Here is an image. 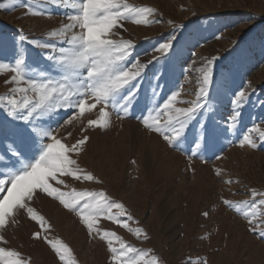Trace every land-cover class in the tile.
I'll return each instance as SVG.
<instances>
[{"label": "rangeland", "instance_id": "374dc122", "mask_svg": "<svg viewBox=\"0 0 264 264\" xmlns=\"http://www.w3.org/2000/svg\"><path fill=\"white\" fill-rule=\"evenodd\" d=\"M127 3L155 10L148 17L149 24L122 22L123 27L114 29L117 35L112 37L132 41L133 57L148 65L139 83L141 106L146 98L149 106L156 102L162 105L173 91L179 93L178 101L196 100L203 78L198 70L212 61L208 65L212 70L207 86L209 105L192 122L190 131H196L197 121L224 128L234 109L239 112L237 131L225 133L194 155L187 145L175 149L147 129L140 122L139 108L125 118L111 109L109 120L101 121L104 127H88L89 120H101L100 106L92 111L86 106L80 120L59 128L58 133L66 136L71 132L69 144L88 137L72 158L101 182L62 177L67 187L50 183L65 192L103 191L112 201L123 204L127 212L121 220L133 231L109 220H101L99 226L144 250L148 253L146 259L156 264H264V237L249 230L242 214L248 209L241 204L237 211L222 202H258L259 197H253L251 191L264 192V142L257 140L255 149L239 146L243 134L254 124L264 129V0ZM0 4L5 5L0 8V43L5 49L21 31L30 38L44 39L49 31L70 22L65 10L54 9L43 0H0ZM25 4L44 14H29ZM169 36L175 37L173 50L166 59L149 64L154 56H163L153 49ZM42 51L27 46L29 64L48 68ZM10 75L0 74V96L7 95L10 86L4 80ZM241 90L248 101L243 106L234 105V93ZM189 106L182 102L174 105ZM71 115L69 110L54 119L63 124ZM51 127L57 129V124ZM5 147L0 145V155ZM229 180L233 183H226ZM30 206L51 225L46 233L49 238H59L71 248L75 264H112L106 242L89 235L76 212L39 190ZM121 211L113 209L118 216ZM136 230L141 231L139 236ZM37 231H41L40 225L21 210L14 222L9 220L0 229L7 241L0 247L20 252L29 264H61L43 239L32 238Z\"/></svg>", "mask_w": 264, "mask_h": 264}, {"label": "snow or ice", "instance_id": "6c2138e0", "mask_svg": "<svg viewBox=\"0 0 264 264\" xmlns=\"http://www.w3.org/2000/svg\"><path fill=\"white\" fill-rule=\"evenodd\" d=\"M43 3L65 10V17L70 22L49 31L44 39L30 38L21 31L10 48L5 49L0 43V74H11L4 80L5 85L10 86L7 95L0 96V145L6 144L4 154L0 155V229L5 228L9 220L14 222L15 216L23 210L41 228V231L32 234V238L43 239L61 264H75L71 248L59 238H49L46 233L51 230V225L30 206L34 193L39 190L58 200L65 209L76 212L89 235L94 234L106 242L112 264H156L155 260L146 259L148 253L144 250L99 226L101 220H109L133 231L121 220L127 212L123 204L112 201L103 191L72 189L65 192L50 183L54 181L57 185H64L62 177L101 182L81 169L72 158L88 137L69 144L67 140L72 133L61 136L58 129L73 120H80L86 106L88 111L100 106L101 120H89L88 127H104L101 121L109 120L111 109L125 118L139 108L142 113L140 122L147 129L159 134L169 146L181 149L187 145V150L198 155L199 149L209 147L225 133L235 134L239 112L233 110L224 128L209 127L207 123L197 121L196 131H190L192 122L209 105L207 86L211 82L212 70L208 65L212 61L198 70L203 73V78L196 100L178 101L179 93L173 91L162 105L156 102L149 106L146 98L141 106L139 83L148 65L133 57L135 45L132 41L112 37L117 35L114 29L123 27L122 22L149 24L148 17L155 12L153 8L137 7L127 3V0H43ZM4 6L0 4V8ZM24 6L29 14H44L27 4ZM174 39L169 36L165 42L154 47L153 50L163 56H154L148 63L166 59L173 50ZM27 46L43 50L41 56L49 67L39 68L29 64ZM247 101L245 91L234 93V105L243 106ZM181 102L190 106L174 107ZM69 110L72 115L63 124L54 119ZM52 123L57 124V129L51 127ZM261 123L264 124V121ZM257 140L264 142V129L254 124L243 134L239 146L255 149ZM216 174H221L219 169ZM251 195L259 197L258 202L256 199L239 203L223 199L222 202L237 211L241 210V204L247 208L242 214L250 225L249 230L264 237V211L259 210L264 209V192L252 190ZM113 209L122 211L118 216ZM135 234L139 236L141 231L136 230ZM0 243H7L3 235H0ZM0 264L29 262L20 252L0 247Z\"/></svg>", "mask_w": 264, "mask_h": 264}]
</instances>
